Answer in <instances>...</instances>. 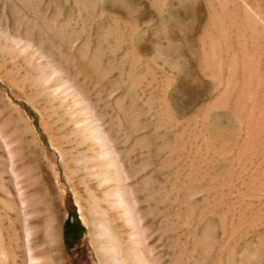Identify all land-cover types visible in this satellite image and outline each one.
I'll list each match as a JSON object with an SVG mask.
<instances>
[{"label":"rangeland","instance_id":"rangeland-1","mask_svg":"<svg viewBox=\"0 0 264 264\" xmlns=\"http://www.w3.org/2000/svg\"><path fill=\"white\" fill-rule=\"evenodd\" d=\"M246 5L264 17V0H0V33L51 57L129 152L157 264H264V124H255L264 118V30L246 24ZM18 59L0 55V128L31 201L32 239L41 242L51 216L64 264H99L72 187L79 173L58 163V190L49 187L54 179L19 111L49 154L50 137L68 148L70 126L43 101L41 116L28 85L11 82L29 70ZM249 59L259 91L246 134L251 105L240 117L235 106ZM66 218L81 230L73 224L63 239Z\"/></svg>","mask_w":264,"mask_h":264},{"label":"bare ground","instance_id":"bare-ground-1","mask_svg":"<svg viewBox=\"0 0 264 264\" xmlns=\"http://www.w3.org/2000/svg\"><path fill=\"white\" fill-rule=\"evenodd\" d=\"M246 6V24L252 29L260 26L264 30V17ZM0 35L3 39L0 42L2 62L12 64L13 59L19 58L29 68L18 81L15 78L11 82L21 90H25V84L28 85L31 93L27 94V101L41 116L45 111L38 109L39 101L61 111L67 119L71 138L68 148L54 143L50 137L55 151L49 154L39 143L28 116L16 108L22 114L37 149L43 155L44 166H47L46 174H50L55 180L49 187L58 190V163L79 173L80 178L77 183H72V187L78 212L87 227V235L98 263L157 264L152 223L145 222L146 214L140 209L138 183L135 182L137 168L129 160V152L119 148L113 128L105 123L104 115L98 112L94 103L90 102L61 68L53 65L52 58L47 57L39 47L27 38L8 36L4 32ZM5 57L7 61L4 60ZM42 61L46 63L43 65ZM219 61L221 64V60ZM255 62L249 59L244 66L245 88L243 87L244 92L242 91L240 101L235 106L239 115L248 103L251 105L245 121L246 134H249L252 110L256 107L254 97L259 91ZM221 71L219 69V76ZM18 72L19 68H16L15 73ZM223 103L225 104L224 100ZM256 120V128L263 126L264 118L261 114ZM11 143L10 136L0 128V192L5 210L0 216V264H64L58 249V228L51 216L42 226L39 245L32 239L33 227L29 221L31 201L26 193L24 179L15 167ZM48 180L46 175V181ZM48 182L50 184L51 181ZM5 221L8 225L6 235L3 236L2 225Z\"/></svg>","mask_w":264,"mask_h":264},{"label":"trees","instance_id":"trees-1","mask_svg":"<svg viewBox=\"0 0 264 264\" xmlns=\"http://www.w3.org/2000/svg\"><path fill=\"white\" fill-rule=\"evenodd\" d=\"M73 224H76L79 226V230H81V227L79 225V221L77 219H75L74 221H69L68 218H66L63 222V230H62V236H63V239L67 236L68 234V230L70 228L71 225Z\"/></svg>","mask_w":264,"mask_h":264},{"label":"water","instance_id":"water-1","mask_svg":"<svg viewBox=\"0 0 264 264\" xmlns=\"http://www.w3.org/2000/svg\"><path fill=\"white\" fill-rule=\"evenodd\" d=\"M64 226V225H63Z\"/></svg>","mask_w":264,"mask_h":264}]
</instances>
